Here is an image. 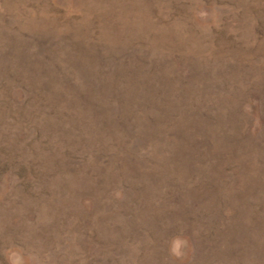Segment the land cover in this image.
I'll list each match as a JSON object with an SVG mask.
<instances>
[{
	"label": "rangeland",
	"instance_id": "374dc122",
	"mask_svg": "<svg viewBox=\"0 0 264 264\" xmlns=\"http://www.w3.org/2000/svg\"><path fill=\"white\" fill-rule=\"evenodd\" d=\"M0 264H264V0H0Z\"/></svg>",
	"mask_w": 264,
	"mask_h": 264
}]
</instances>
